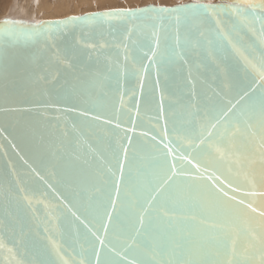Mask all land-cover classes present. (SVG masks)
Here are the masks:
<instances>
[{"label": "snow or ice", "instance_id": "1", "mask_svg": "<svg viewBox=\"0 0 264 264\" xmlns=\"http://www.w3.org/2000/svg\"><path fill=\"white\" fill-rule=\"evenodd\" d=\"M241 18L250 22L249 31L259 40V45L255 41L249 45L253 52L259 50V56L226 63L219 82L208 90H197L189 72L172 93L178 91L180 99H170L167 109L161 91L155 122L151 130L140 133L137 144L127 135L135 130L134 119L133 127L120 136L119 115L112 128V119L90 115L91 107L79 106L86 102L82 93L69 91L72 80L83 84L88 76H98L99 69L86 72L70 63L62 76L42 64L25 63L19 54L21 45L55 41L69 27L106 24L114 34L121 25L123 40L117 48L123 44L127 52L126 42L131 41L152 53H145L150 63L142 65L143 75L139 69L133 73L143 92L150 69H156L147 99L151 104L160 89L156 57L161 46L167 63L178 59L187 64L186 50L197 47L206 48L209 56L225 54L227 61L232 41L226 29L236 31ZM0 68L6 78L13 77L0 93V112L28 117L23 128L34 141L29 150L65 189L57 198L74 218L75 239L68 245L78 257L73 264H264V0L149 6L37 24L5 20L0 25ZM107 71L119 87V71ZM15 77L23 82L20 88ZM70 98L78 102L58 106ZM176 103L182 105L180 112ZM50 110L56 114L50 116ZM70 114L79 120L69 126ZM92 122L109 126L98 133L106 146L91 158L75 156L70 148L80 142L84 127L93 130ZM28 167L48 189L57 191L36 168ZM34 200L44 203L27 182L16 177L8 184L0 200V249L19 255L16 264H69L62 255L66 249L52 239L53 233L65 235L62 210L59 215L49 211L41 220Z\"/></svg>", "mask_w": 264, "mask_h": 264}, {"label": "water", "instance_id": "2", "mask_svg": "<svg viewBox=\"0 0 264 264\" xmlns=\"http://www.w3.org/2000/svg\"><path fill=\"white\" fill-rule=\"evenodd\" d=\"M245 0H192L187 3L179 5H191V4H205V5H243ZM174 7V6H161V5H145L142 7ZM128 9H110L101 10L98 12L114 11V10H128ZM96 13L89 12L86 14ZM74 16V15H73ZM73 16H67L61 19L41 20L38 22L23 20L20 18L3 17L0 19V25H3L5 20L18 21L26 24H37L46 21H59ZM116 23V22H113ZM131 23H139L138 21H131ZM249 21L243 20L237 22L236 31H232L231 27L226 29L228 32V39L232 41V44L228 45L226 56L227 61L223 59L225 54L213 53L212 56L208 55L206 48L197 47L189 48L186 50L185 59L188 60L187 64H183L182 61L176 60L171 63L164 62L166 60V53L163 46L158 51L156 57L160 62L159 66V80L160 89L155 92L154 101L149 104L147 99L152 91L153 82L156 79V69H150L147 76L145 87L141 92L139 78L133 75L136 70H140V75H143L142 65H148L150 62L147 56H151L152 53L147 48H139L133 45L131 41H127V52L123 47V44L119 48L115 45L123 40V26L118 25L119 31L114 34H110L108 26L105 24L102 28H98L94 25L81 28H71L61 33L55 41H40L30 45H21L19 48V54L23 57L24 62L28 64H42L49 68L50 71L56 72L57 70L63 74L68 71V65L70 63L75 64L77 68H82L84 71L99 69L98 76H88L83 84L72 80L69 85V91L75 90L82 93L86 102L79 103L80 107H91L93 113L100 114L102 118L107 117L113 120L114 128L116 123V117L119 115V121L121 123V129L116 130L120 136H123L124 129H131V120H135V130L129 131L127 135L133 136L134 144L139 143L141 137L140 133L145 130H151L152 124L155 122L156 116V104L160 99V92L162 91L165 96V108H168L169 100L177 101L180 99L179 92L174 96L172 93L176 90L175 85L182 79L188 77L189 72L195 79L197 84V90H208L214 88L219 82L217 77L222 76V69L225 64H234L236 62L243 63L244 57L259 56V50L253 52L249 47L255 41L256 45H259V40L253 36L249 31ZM255 29L257 36L259 35L260 22L255 21ZM137 37H133L136 39ZM95 44V48H88L85 45ZM100 44H105L104 48H100ZM235 45V47H233ZM147 53V56L145 55ZM73 55L75 59H73ZM128 56V60H124V56ZM118 65V66H117ZM111 68L113 73L119 71V87L117 82L112 78L107 71ZM13 77H5L3 69L0 68V93L5 90L8 85V80ZM17 83V87L20 88L22 81L19 77L14 78ZM106 93V95H105ZM121 94H123V105L121 106ZM53 96V100H55ZM73 99L60 100L58 106L63 107L66 104H71ZM137 106L139 109V115H137ZM119 109V112H117ZM130 110V111H129ZM175 110L180 112L182 105L180 103L175 104ZM54 110H50L49 115H55ZM28 117L21 116L18 113H4L0 112V200L3 199L4 191L9 183H15V178L18 177L22 182H27L28 186L36 193V199L43 200L44 203H36L34 200L33 207L36 208L38 217L45 218L46 213L51 211L53 214L59 215L61 210L63 212L60 223L62 224L65 235L63 237L52 234V239L59 245H62L66 252H62L65 260L69 264H73V259H77L72 247H69V243H72L75 239V232L73 231L72 221L74 218L71 214L63 209L57 196L59 193L65 192V189L57 185L53 178L48 174V171L41 167L40 162L36 159L33 151L29 150V144L34 143L30 135H26L23 122ZM66 120L70 122L73 120H79V117L75 114H70L66 117ZM89 122H91L89 120ZM93 123V130L90 131L87 127L83 129V135L79 137V143H74L70 151L81 158H91L95 153L103 152L106 142L101 140L98 134L101 129L108 128L109 126L103 123ZM65 121L60 122V127H64ZM163 124V121H161ZM59 135L58 130H53ZM23 158V159H22ZM28 161L25 164L24 161ZM32 165L36 168L41 175L45 177L56 187L57 191L53 192L48 189L46 185L36 176L28 165ZM257 203H261L257 199ZM44 204L50 206H58L57 208L45 209ZM35 230V224L32 225ZM40 232H43V225L39 228ZM81 231L83 228L81 226ZM4 243L7 247H12L7 238H4ZM76 249H79V245H76ZM21 257L19 255L9 256L5 249H0V264H16V261Z\"/></svg>", "mask_w": 264, "mask_h": 264}, {"label": "bare ground", "instance_id": "3", "mask_svg": "<svg viewBox=\"0 0 264 264\" xmlns=\"http://www.w3.org/2000/svg\"><path fill=\"white\" fill-rule=\"evenodd\" d=\"M141 1L144 2L143 5L142 4L139 5L140 3L139 0H37L38 6L37 7L34 6L35 10L34 7L30 8V6L23 5V8L20 9H17L15 6H13L9 10V13L22 15V17H25V15L27 14L32 15V13L35 14L40 13L42 14L41 18L39 19L37 18L38 20L36 19V21H34V22H38L41 20L61 19L67 16H73V15L77 16L89 12H98L101 10L137 8L150 4L154 5L157 2H160L161 3L160 5H164V6H174L177 3L179 4L187 3L186 0H141ZM188 1L190 2V0ZM4 11H6V9H4L3 12Z\"/></svg>", "mask_w": 264, "mask_h": 264}, {"label": "rangeland", "instance_id": "4", "mask_svg": "<svg viewBox=\"0 0 264 264\" xmlns=\"http://www.w3.org/2000/svg\"><path fill=\"white\" fill-rule=\"evenodd\" d=\"M139 1H140L139 5H141V4L143 5L144 2L141 0H139ZM186 1L189 2L188 0H186ZM36 4H37V0H2V1L0 0V19L3 17H11V18H20L21 17L20 19H23V20L27 19L28 21H36L37 18L38 19L41 18L42 14H40V13H37V14L32 13V15L27 14V15H25V17H27V18H25V17H22V15H17L15 13L14 14L9 13V10L13 6H15L17 9H20V8H23V5L24 6H30V8L34 7V6L37 7L38 4L37 5ZM160 4H161L160 2H157L154 5H160ZM178 4L179 3H177L175 5H178ZM161 6H164V5H161ZM4 9H6V11L3 12ZM34 10H35V7H34ZM11 15L12 16L14 15V16L12 17ZM15 15H16V17H15ZM17 16H20V17H17ZM31 16H32V18H31ZM28 18H30V19H28Z\"/></svg>", "mask_w": 264, "mask_h": 264}]
</instances>
